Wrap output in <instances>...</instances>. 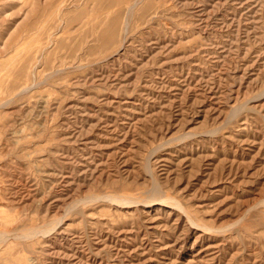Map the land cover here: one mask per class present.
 <instances>
[{"label": "rangeland", "instance_id": "obj_1", "mask_svg": "<svg viewBox=\"0 0 264 264\" xmlns=\"http://www.w3.org/2000/svg\"><path fill=\"white\" fill-rule=\"evenodd\" d=\"M0 264H264V0H0Z\"/></svg>", "mask_w": 264, "mask_h": 264}]
</instances>
